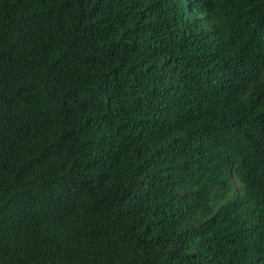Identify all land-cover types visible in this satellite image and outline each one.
<instances>
[{
	"label": "trees",
	"instance_id": "obj_1",
	"mask_svg": "<svg viewBox=\"0 0 264 264\" xmlns=\"http://www.w3.org/2000/svg\"><path fill=\"white\" fill-rule=\"evenodd\" d=\"M0 264H264V0H0Z\"/></svg>",
	"mask_w": 264,
	"mask_h": 264
}]
</instances>
